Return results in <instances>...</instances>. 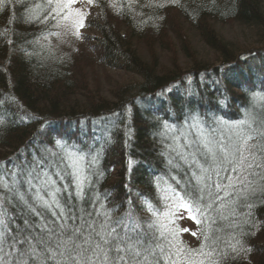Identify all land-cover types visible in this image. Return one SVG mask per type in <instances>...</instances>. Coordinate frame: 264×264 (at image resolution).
<instances>
[{
	"label": "trees",
	"instance_id": "1",
	"mask_svg": "<svg viewBox=\"0 0 264 264\" xmlns=\"http://www.w3.org/2000/svg\"><path fill=\"white\" fill-rule=\"evenodd\" d=\"M92 4L104 23L98 41L90 39L83 50L61 46L60 16L48 14V0H0V182L8 185L0 187V212L6 209L10 228H23L29 213L9 188L16 181L15 188L31 202L35 189L24 183L25 170L34 158L47 157L45 163L71 173L66 149L83 157L79 166L87 177L84 198L72 200L77 215L82 208L103 222L97 213L107 211L113 220L131 216L142 226L159 218L176 232L174 243L197 262L264 264V191L233 196L236 203L226 207L217 201L203 215L165 198L169 184L179 190L190 180L188 165L171 146L174 137L185 144V131L197 138L193 117L217 138H235L249 125L264 127V0ZM218 25L250 29L257 43L235 45L221 36ZM192 34L212 51L214 62L194 51ZM176 42L187 52L184 63L175 58ZM162 43L173 55L168 64L152 53ZM87 65L139 79L118 80L101 90L85 74ZM173 157L180 167L168 163ZM53 179L74 193L71 176Z\"/></svg>",
	"mask_w": 264,
	"mask_h": 264
},
{
	"label": "snow or ice",
	"instance_id": "2",
	"mask_svg": "<svg viewBox=\"0 0 264 264\" xmlns=\"http://www.w3.org/2000/svg\"><path fill=\"white\" fill-rule=\"evenodd\" d=\"M75 2L48 0V14L53 19L63 16ZM53 3L55 7H51ZM74 16L76 18L71 26L83 27L79 19L81 14L75 13ZM190 127L197 132V138L191 139L185 131L181 133L185 144L181 145L179 137H174L171 146L191 172L190 180L179 190L168 185L165 198L171 200L174 206L203 215L217 201L221 207H226L236 203L231 199L233 196L246 197L264 191V183H258V180L264 181V127L249 125V130L235 133V138H217L215 132L203 131L196 117H193ZM60 144L57 141V145ZM65 154L70 161L71 173L52 161L45 163L47 157L34 158L25 170L27 178L24 183L29 185L30 190L35 189L31 202L15 188L16 181L9 188V191L15 189L14 196L24 204L29 216L24 218L23 228L12 229L4 218L7 216L6 209L0 212V264H204L203 260L197 262L193 259L191 251L174 243L176 232L169 230L159 218L142 226L131 216L113 220L107 211L97 213L104 217L103 222L91 218L93 213L82 208L77 215L72 200L74 197L84 198L87 177L79 166L83 157L66 149ZM168 163L180 167L174 157ZM49 167H56L57 170L50 173L46 170ZM53 176L61 181L71 176L74 193L69 191V184L59 185ZM172 179L175 180V177ZM4 187L8 188V185ZM63 193H67L66 199ZM148 208L155 216L150 204ZM33 216L38 219H31ZM49 216L53 219L50 220ZM69 220L73 223L69 224ZM205 239L208 237L205 236ZM199 254L204 255L203 252Z\"/></svg>",
	"mask_w": 264,
	"mask_h": 264
},
{
	"label": "rangeland",
	"instance_id": "3",
	"mask_svg": "<svg viewBox=\"0 0 264 264\" xmlns=\"http://www.w3.org/2000/svg\"><path fill=\"white\" fill-rule=\"evenodd\" d=\"M75 13L81 14L79 19L82 20L83 27L79 25L74 27L71 26L73 19L76 18L74 16ZM103 23L104 18L101 16L99 7L95 6V4H90L89 0H76L75 3L70 5L68 10H65L63 16L58 17L56 22V38L63 48L77 47L86 50V46L89 45L87 42L91 43L93 41L90 39L96 38V41H98L100 36L98 27ZM217 28L225 40L232 41L235 45L243 46L257 43V38L250 29L229 25H218ZM191 38L193 39L194 51H197L201 58L214 62L215 56L212 51L207 48L199 38H195L193 34ZM167 46L168 44L162 43L161 47L154 48L155 51L152 49L153 55H156L157 59L164 64H168L170 60L173 59V55L170 54ZM177 46L179 54L176 53L175 58H179V60L184 63V55H186L185 53L187 52L183 51L181 44L177 43ZM141 49L143 50L144 48ZM85 74L91 81H94L93 85L96 84L95 87H99V89L105 91L115 87L113 85L116 84L118 80L134 81L135 79H139L134 73H128L120 69H114L103 65H87L85 66ZM0 180L2 179L0 178ZM3 185L4 183L0 182V187H3Z\"/></svg>",
	"mask_w": 264,
	"mask_h": 264
}]
</instances>
